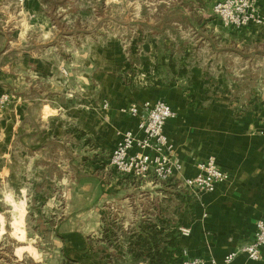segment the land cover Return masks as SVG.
<instances>
[{
	"label": "rangeland",
	"instance_id": "obj_1",
	"mask_svg": "<svg viewBox=\"0 0 264 264\" xmlns=\"http://www.w3.org/2000/svg\"><path fill=\"white\" fill-rule=\"evenodd\" d=\"M30 1L0 0V68L5 62L14 64V78L10 81L0 78V93L12 97L9 103L0 104V264H129L126 236L134 228L125 229L124 223L129 217L135 216L138 210L148 216L163 206L168 207L178 220L182 205L168 190L172 187L166 185L167 181L119 175L109 165V153L98 151L94 140L67 131L64 127L67 117H57L53 124L56 126L55 137L49 139L42 149L43 146L37 142L48 129L36 106L26 123L32 132L27 131L18 137L13 129L16 136L13 144L6 142L5 136L6 130L12 129V124L16 126V119L11 114L14 96H31L30 101L40 103L35 99L50 87L43 84L46 81L22 77L24 55L50 59L55 68L63 64L61 75L67 81L68 65L75 64L77 78H71V81L77 87L80 84L84 87L86 82L79 77L84 72L85 59L99 54L100 47L109 45L116 59L110 60L106 66L119 67L122 60L117 57L116 49L122 46L124 70L118 74L121 84L139 91L154 83L146 74L149 69L144 65V56L148 42L157 40L152 26L157 21L156 8L161 0H106L103 4L100 0H41L43 15L40 18L26 14V3ZM253 1L258 14L257 0ZM88 9L92 12L83 14ZM258 16L263 24L251 23L248 26H264V17ZM173 18L177 20L179 17ZM181 30L183 38L190 40L191 49L196 47L194 44L197 45L199 36L185 28ZM194 50H190V56L200 61L203 48ZM221 53L228 60V63L224 60L223 66H227L229 76L237 78L235 74L244 68L245 61L239 59L236 64L235 58L229 56L236 53L230 48ZM203 55L207 56V53ZM126 62L132 64L130 72L125 70ZM256 65L253 78L242 79L239 91L233 94L232 98L237 103L249 99L247 91L264 90V79L259 77L264 70L257 71ZM98 70L96 67L94 72ZM92 82L94 87L99 84L97 79ZM23 83L28 91L20 93ZM179 86L189 91L194 106L197 98L193 91L190 93L191 86L184 82ZM60 101L62 105L66 103L63 96ZM46 111L47 116L57 114L49 109ZM58 114L67 113L61 111ZM22 126L19 124V132ZM174 181L178 189L186 192L179 186H182L180 180ZM141 184L151 185V194L136 191L135 186ZM118 187L124 192L119 194ZM141 194L144 195L143 203L138 202ZM79 212L93 213L87 221L82 219L86 226L81 222L77 224L75 218L73 223L67 222ZM101 212L105 214L102 216L104 226L98 225ZM22 221L24 223L20 224ZM76 230L87 237L86 242L84 238V242L77 244L64 237L69 231ZM105 233L110 240L103 239ZM113 234L119 238L115 240ZM118 241L121 242L120 247Z\"/></svg>",
	"mask_w": 264,
	"mask_h": 264
},
{
	"label": "crops",
	"instance_id": "obj_2",
	"mask_svg": "<svg viewBox=\"0 0 264 264\" xmlns=\"http://www.w3.org/2000/svg\"><path fill=\"white\" fill-rule=\"evenodd\" d=\"M257 8L258 14L264 17V0H257ZM25 9L26 14L30 16L40 18L43 15L41 0H31L26 3ZM209 28L213 40L203 42V51L200 54L202 57L192 67V74L182 79L174 88L150 83L145 89L138 91L122 85L118 80V74L124 70L122 46L116 49L117 57H121L122 60L119 67L106 66L110 60L116 59L109 45L100 47L99 54L85 59L84 72L79 77L86 82L84 87L82 84L77 87L73 82L77 78L75 64L68 65L67 81L61 75L63 64L55 68L50 59L24 55L21 64L22 77L46 81L43 84L47 83L50 87L39 94L40 99H35L40 103L34 104L30 101L31 96H14L11 114L16 119V126L12 124L10 130L5 128L8 132L5 140L9 144H13L16 137L13 129L18 137L23 136L27 131L32 132V129L28 130L29 124L26 123L28 115L36 106L48 129L37 142L40 147L43 146L42 149L49 139L55 137L56 126L53 124L56 123L57 117H67L65 118L67 125L64 127H67L70 134L81 133L85 139L90 138L95 141L98 151L110 155L120 142L121 132H137L138 120L123 114L120 110L135 104L142 105L145 102L154 103L157 100H164L177 113V118L166 123L165 131L183 165V177L196 176L197 165L211 157L216 159L218 167L228 175V180L217 185L213 193L202 192L196 196L197 204L193 220L190 221L185 206L182 205L178 222L180 227L190 228L191 235L179 240L180 256L174 264L182 263L183 251L189 257L201 259L206 264H210L212 259L221 264L227 255L239 251L254 240L256 225L264 218V90L247 91L250 97L244 102L240 100L237 103L232 98L236 80L253 78L256 63L257 71L264 70V26L250 25L242 30H236L225 27L221 21L216 20ZM188 48L191 49L192 45ZM229 48L236 53L229 55L235 58L236 64L239 59L245 61L244 68L240 69V73L235 74L238 79L229 76L227 66H223L224 60L226 63L228 60L224 59L225 56L221 52L228 51ZM156 52L157 40L152 39L148 42L144 65H148L149 71L145 73L153 82L158 80L154 73ZM205 52L207 56L203 55ZM96 67H99V70L94 72ZM0 70H2L0 78L5 77L8 81L14 78L13 62H5ZM263 75L261 73L259 77L264 79ZM93 79L99 81L97 87H94ZM181 82L191 86L190 93L193 91L194 97L198 99H195L197 103L194 106L191 104L189 91L180 88ZM26 89L23 83L20 93ZM62 96L66 100L63 105L60 104ZM78 97H82V100H78ZM106 103L109 105L107 109L104 108ZM47 109L57 114L47 116ZM61 111L67 114H58ZM11 120L13 121L14 118L11 117ZM19 124H23L20 132ZM35 131L37 133V130ZM180 187L191 194L183 184ZM135 190L151 194L152 187L149 184H141L136 185ZM122 192L123 189H120L119 194ZM143 196L139 195V203H143ZM140 211L126 220L125 229L134 227L141 218L148 217ZM92 214V212H79L67 222L73 223L75 218L77 224L81 222L86 226L87 223L82 219L87 221ZM104 215L101 212V221L98 225H103ZM24 217L25 215L23 219ZM23 223L24 221L20 222ZM64 237L72 239L77 244L84 242V238L85 242L87 241V237L80 230L69 231ZM117 243L120 247L121 242ZM231 264H264V247L261 249L259 261H252L246 254L240 253Z\"/></svg>",
	"mask_w": 264,
	"mask_h": 264
},
{
	"label": "built area",
	"instance_id": "obj_3",
	"mask_svg": "<svg viewBox=\"0 0 264 264\" xmlns=\"http://www.w3.org/2000/svg\"><path fill=\"white\" fill-rule=\"evenodd\" d=\"M212 13L225 27L236 30H242L251 23L263 24L253 0H217ZM64 74L67 75V72ZM11 98L9 94L0 93V104L9 103ZM108 107L106 103L104 108ZM120 111L138 120V125L137 132L125 131L119 134L120 142L109 155V165L119 175L134 179L151 177L159 182L177 179L194 196L202 192L213 193L217 185L228 180V175L218 167L214 157L197 165L196 176L183 177V165L165 131L166 123L177 118V113L164 100L135 104ZM179 231L181 238L191 235L190 228L180 227ZM263 247L264 218L256 225L254 240L239 251L227 255L221 264H231L240 253L246 254L252 261H259ZM181 256L183 257L181 264H206L201 259L189 257L185 251ZM210 264L220 263L212 259Z\"/></svg>",
	"mask_w": 264,
	"mask_h": 264
},
{
	"label": "trees",
	"instance_id": "obj_4",
	"mask_svg": "<svg viewBox=\"0 0 264 264\" xmlns=\"http://www.w3.org/2000/svg\"><path fill=\"white\" fill-rule=\"evenodd\" d=\"M106 0H100L103 4ZM217 0H161L156 8L157 21L152 26L157 39L154 73L158 77L155 85L174 88L177 84L191 75L196 60L190 56L195 48H203L204 43L213 40L209 26L218 19L210 12ZM164 10V12L162 11ZM92 9L83 11L87 15ZM178 16L175 20L173 17ZM181 28L195 32L199 36L197 45L188 50L190 40L183 38ZM226 52V51H224ZM132 64L125 63V70L130 72ZM249 79L246 80H251ZM240 81L236 80L234 91H239ZM78 136L82 135L75 132ZM174 179L166 182L172 187L171 194L185 206V212L190 221L194 217L197 204L196 196L178 189ZM180 186V185H179ZM174 189V190H173ZM180 224L168 207H157L153 214L141 218L126 236L129 264H174L180 256L178 242L181 239ZM106 234V233H105ZM104 240H110L106 234ZM115 240L117 236L113 234Z\"/></svg>",
	"mask_w": 264,
	"mask_h": 264
}]
</instances>
